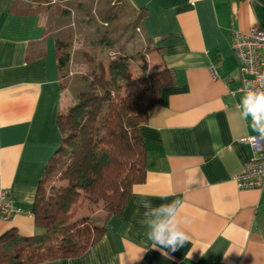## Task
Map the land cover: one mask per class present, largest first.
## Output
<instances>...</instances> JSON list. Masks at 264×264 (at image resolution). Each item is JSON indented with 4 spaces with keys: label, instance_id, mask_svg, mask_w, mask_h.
Returning <instances> with one entry per match:
<instances>
[{
    "label": "crops",
    "instance_id": "obj_1",
    "mask_svg": "<svg viewBox=\"0 0 264 264\" xmlns=\"http://www.w3.org/2000/svg\"><path fill=\"white\" fill-rule=\"evenodd\" d=\"M125 1L141 15L153 65L175 76L139 128L144 179L82 255L37 264H264V191L239 189L234 179L254 155L246 140L264 138L251 118H239L243 73L231 47L233 30L264 29V0ZM13 8L14 0H0V189L24 212L0 219V235L31 236L39 230L31 213L36 189L60 143L57 113L71 94L50 22ZM178 198L192 242L164 255L147 239L141 201Z\"/></svg>",
    "mask_w": 264,
    "mask_h": 264
},
{
    "label": "trees",
    "instance_id": "obj_2",
    "mask_svg": "<svg viewBox=\"0 0 264 264\" xmlns=\"http://www.w3.org/2000/svg\"><path fill=\"white\" fill-rule=\"evenodd\" d=\"M117 1V11L127 5L125 0ZM53 4L52 0H14L13 9L33 15ZM136 12L134 25L139 27L141 15ZM107 16L113 17L111 13ZM108 33L102 34L98 44L110 48L115 42ZM142 34L152 53L149 37ZM64 45L56 38L62 86L61 72L70 62ZM116 53L103 59L83 52L93 66L84 73L86 84L75 90L73 101L57 113L60 143L45 167L31 206L39 230L31 236L12 230L1 234L0 264H37L82 255L100 239L107 218L121 213L132 185L144 179L146 148L139 128L159 102L161 89L173 84L175 76L166 66L153 65L146 71L144 64L145 75L136 77L124 46H118ZM140 58L144 61V56ZM79 204H100L105 212L103 223L96 225L89 216H76Z\"/></svg>",
    "mask_w": 264,
    "mask_h": 264
},
{
    "label": "rangeland",
    "instance_id": "obj_3",
    "mask_svg": "<svg viewBox=\"0 0 264 264\" xmlns=\"http://www.w3.org/2000/svg\"><path fill=\"white\" fill-rule=\"evenodd\" d=\"M52 2L54 4L43 12V16L50 22L48 28L58 34L59 39L65 44V50L70 53V62L61 73L64 74V91L71 94V101L75 90L86 84L84 73L93 66L92 62L84 58L83 52H90L98 58L105 59L113 56L118 46L123 45L124 51L132 57L130 71L134 76L141 77L145 75V69L149 71L154 68L151 46L147 45L138 24L134 25L138 14L128 5L117 11V7L120 6L117 0H52ZM110 13L113 15L112 18L107 16ZM106 30L109 32L108 36L115 42L110 48L98 44V39ZM140 55L144 56V61ZM144 64L145 69L142 67ZM104 215L100 204L90 207L86 204L76 206V216H89L90 221L96 225L103 223Z\"/></svg>",
    "mask_w": 264,
    "mask_h": 264
},
{
    "label": "clouds",
    "instance_id": "obj_4",
    "mask_svg": "<svg viewBox=\"0 0 264 264\" xmlns=\"http://www.w3.org/2000/svg\"><path fill=\"white\" fill-rule=\"evenodd\" d=\"M260 86L250 82L241 89L243 95L236 106L239 118L247 122L251 118V127L264 138V76L259 78ZM145 209L142 223L146 226V236L152 242V249H159L167 255L165 249L172 252L192 242V236L186 226L191 222L183 215L185 202L182 199H173L169 203L154 206L151 201H141Z\"/></svg>",
    "mask_w": 264,
    "mask_h": 264
},
{
    "label": "built area",
    "instance_id": "obj_5",
    "mask_svg": "<svg viewBox=\"0 0 264 264\" xmlns=\"http://www.w3.org/2000/svg\"><path fill=\"white\" fill-rule=\"evenodd\" d=\"M231 47L243 73L242 85L239 89H243L250 82H256V86L259 87V78L264 76V29L254 27L246 33L233 30ZM246 141L254 150V155L244 162L242 171L234 176L236 185L242 190L264 191V143H261L257 136L249 137ZM21 212L24 210L13 205L9 191L0 189V219H9Z\"/></svg>",
    "mask_w": 264,
    "mask_h": 264
}]
</instances>
